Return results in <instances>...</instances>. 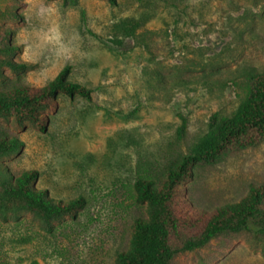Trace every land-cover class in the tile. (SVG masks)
<instances>
[{
  "label": "rangeland",
  "instance_id": "374dc122",
  "mask_svg": "<svg viewBox=\"0 0 264 264\" xmlns=\"http://www.w3.org/2000/svg\"><path fill=\"white\" fill-rule=\"evenodd\" d=\"M122 22L140 26L127 36ZM1 37L18 48L7 59L30 67L3 66L0 91L43 87L68 68L90 99L58 96L44 130L0 118V137L21 143L0 158L11 175L35 170L50 197L86 201L51 231L28 213L0 217V264H115L145 215L131 199L136 179L198 151L211 116L239 107L246 72L264 70V0H0ZM251 185L264 192V141L194 167L184 197L210 211ZM175 264H264V234L220 236Z\"/></svg>",
  "mask_w": 264,
  "mask_h": 264
},
{
  "label": "trees",
  "instance_id": "16d2710c",
  "mask_svg": "<svg viewBox=\"0 0 264 264\" xmlns=\"http://www.w3.org/2000/svg\"><path fill=\"white\" fill-rule=\"evenodd\" d=\"M114 4L116 0H107ZM14 17V13L12 14ZM140 26V25H139ZM137 22H122L117 26L127 36H133ZM0 38L1 68L23 73L29 66L7 59L18 52L7 36ZM69 69H62L54 79L40 88L25 85L0 91V118H10L15 128L32 124L44 130L46 111H55L60 95L90 99V91L68 81ZM242 84L243 98L230 116L213 114L205 143L193 154L170 159L156 178L144 175L131 186V199L144 209L145 215L134 219L125 249L116 255L115 264H175L184 253L203 249L214 239L239 232L264 234V192L251 185L238 201L204 211L193 207L184 197V184L193 177L196 166H211L220 159L236 155L264 141V70H249ZM185 120L178 130L183 136ZM21 143L0 137V158L19 153ZM38 173L26 170L13 176L0 163V217L28 213L40 226L51 231L64 218H75L85 208L86 201L77 197L56 200L36 187ZM32 264H36L33 262Z\"/></svg>",
  "mask_w": 264,
  "mask_h": 264
}]
</instances>
